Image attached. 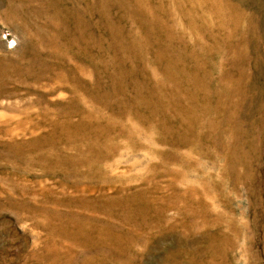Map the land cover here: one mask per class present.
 Listing matches in <instances>:
<instances>
[{"label": "rangeland", "instance_id": "1", "mask_svg": "<svg viewBox=\"0 0 264 264\" xmlns=\"http://www.w3.org/2000/svg\"><path fill=\"white\" fill-rule=\"evenodd\" d=\"M0 264H264V0H0Z\"/></svg>", "mask_w": 264, "mask_h": 264}]
</instances>
